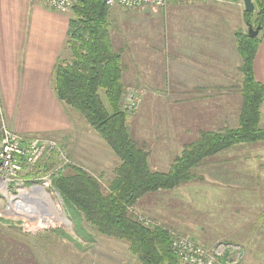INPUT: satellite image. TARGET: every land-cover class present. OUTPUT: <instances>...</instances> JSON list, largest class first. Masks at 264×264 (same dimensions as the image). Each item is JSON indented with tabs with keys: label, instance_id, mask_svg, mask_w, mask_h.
Returning <instances> with one entry per match:
<instances>
[{
	"label": "trees",
	"instance_id": "trees-1",
	"mask_svg": "<svg viewBox=\"0 0 264 264\" xmlns=\"http://www.w3.org/2000/svg\"><path fill=\"white\" fill-rule=\"evenodd\" d=\"M228 1L235 3L238 0ZM252 2L254 10L246 12L243 9L242 16L244 22L260 28V35L258 32L256 37L251 38L247 32L239 30L232 35L233 48L239 59V88L235 89L238 92L234 98L235 105H230L227 94L222 99L213 94L192 97V92L175 88L187 94L182 100L174 99L176 104L187 109L200 105L206 107L207 125L202 121L200 124L204 123V127H181L182 131L189 133L192 130L194 134L178 143L175 156L171 159L170 153L164 151L169 154L167 158L170 162L166 164L167 169L161 170L150 162L154 144L166 138L159 130L167 128V138L177 139L179 126L173 124V128L169 129L163 124L156 131L151 130L152 135L146 129L145 134L133 136L130 120L137 123L135 128L140 126V120L134 119L133 114L138 110L143 85L131 81H135L136 77L127 80L128 69L123 64L122 52L113 48L109 35L111 8L105 6L103 0H74L63 53L57 57L52 70L53 95L67 116L70 128L75 130L71 118L75 115L81 120L79 115L114 159L111 174L104 183L100 177L71 161L51 176V190L62 202L77 236L85 241L98 237L123 243L134 258L133 264H182L173 249V244L179 239L185 238L206 252L215 245H204L203 227L206 224H195L193 228L202 232L203 238L193 236L191 239L189 233L176 235L150 218L143 222L145 216H139L133 210L138 208L139 201L143 200L144 205L148 197L156 194L176 196L179 191L188 190V194L184 195L191 197L194 194L190 190L210 184L214 190L219 188L218 194L214 195L217 199L200 205L204 211L200 210L212 225H217L218 219H226L223 225L227 229L226 234L235 235V238L225 241L238 245L240 257L237 264H242L245 257V260L251 258L253 264L258 260L264 264V224L258 226L257 223L247 222L243 226L239 218L246 215L243 212L249 211L251 205L239 196L240 190H225L230 183H240L238 172L243 167L240 157L230 156L229 151L235 154L239 146L253 147L264 141V127L260 120L264 85L253 75V60L262 40L260 36L264 33V0ZM157 90L158 94H166L169 89ZM131 103H134L135 109L129 110ZM162 146L168 147L166 143ZM55 161L52 154L43 156L41 163L37 164L36 173L55 170ZM192 199L186 211L189 212L187 217L193 216L191 222L197 217L198 212L193 205L199 203L200 196L197 200ZM216 208L225 215L217 213ZM252 216H255V211Z\"/></svg>",
	"mask_w": 264,
	"mask_h": 264
},
{
	"label": "rangeland",
	"instance_id": "rangeland-1",
	"mask_svg": "<svg viewBox=\"0 0 264 264\" xmlns=\"http://www.w3.org/2000/svg\"><path fill=\"white\" fill-rule=\"evenodd\" d=\"M237 3H239V8L244 9L242 0H238ZM234 10L235 8L228 10L227 14L229 18L231 15L236 23L233 25V30H224L222 29L224 25L220 28L215 22L211 28L214 31L213 34L208 37L206 34L201 37L196 36L194 43L190 41L186 45V50L179 52V58L166 59V54L156 53L154 55L145 52L144 66L140 70L143 91H141L142 96L139 95L138 110L133 114L134 119L140 120V126L135 128L137 123L135 120H130L133 136H138L137 133L145 134L146 129L151 134V130L156 131L163 124H166L169 129L173 128V124L179 126L177 139L167 138V128L159 130L160 134H164L167 139L165 138L153 146L154 152L150 162L157 169H167L166 164L175 156L178 143L191 138L194 134L192 130L187 133L182 131V128L207 125L206 107L200 105L195 106V109H187L184 105L176 104L173 102L174 99L182 100L187 95L176 89L188 90V92H192V97L200 96V94H213L222 99L223 95L227 94L230 105L236 103L234 98L238 96L235 89L239 88L237 83L239 81L237 71L239 59L233 48L234 37L230 35H233L237 30L242 33L248 32L250 25L248 22H244V16H240ZM63 15L71 17L72 13L68 11ZM143 20L146 24L159 25V19H156L155 16ZM251 27L253 30L256 28L254 25ZM223 30L225 32L222 34ZM63 56L66 57V54L64 53ZM135 61V58H127L123 62L128 64L130 70L135 69L132 67L135 65ZM133 77L137 76L128 75L127 80H131ZM127 83L132 82L127 81ZM163 87L170 91L167 90L166 94H158L157 89L161 91L164 89ZM208 87L210 89H206ZM170 92L175 93L170 94ZM235 93L236 96H234ZM0 103L2 104L1 117L3 116V119L12 123L17 118V113L12 115L7 111V108L12 105L6 106V100H1ZM52 115L53 111L50 107L49 119ZM77 116L85 122L79 115ZM61 117L59 109V118ZM73 117L71 121L75 130H72L68 137L64 133L55 137L53 132L49 134H38L40 132L31 135L20 134L9 129L4 120L0 123V135L3 126L13 136L22 138L38 136L55 140L65 147L64 150L71 163L82 167L97 178L100 177L104 183L111 174L114 159L104 148L98 136L87 127L88 125L86 126L75 115ZM47 120L43 114L35 113L33 116L20 115L18 123L26 124L27 127H40L44 126ZM202 121L205 124H200ZM59 137L65 138L66 143L60 141ZM164 143L167 144V148L162 146ZM170 145L171 148H169ZM165 150L171 155L169 160L167 158L169 154L164 152ZM245 150L249 149L245 148ZM36 172L35 170L30 172L23 170L13 181L0 176V264H133L134 258L129 255L126 245L123 243L98 237L92 241H85L77 236L62 202L51 189L47 188L49 182L41 179L42 183H32L30 186L26 183L28 177L42 175L34 178L39 179L44 176L42 173ZM218 189L214 190L213 185L211 187L210 184H204L199 189L190 190V193L194 194L191 197L184 195L188 194V190L179 191V195L176 196L159 193L148 197V201L144 205L143 200L139 201L138 208L133 211L139 216H145L143 221H148L150 218L176 235L189 233L192 235V237L189 235L191 239L193 236L203 238L202 232L195 230L193 226L199 225V223L206 224L203 227L205 233L203 239L206 242H203L207 247L214 244L221 245L223 242L230 243L235 237L226 234L227 229L223 226L226 219H218L217 225H212L209 218L202 212V210L204 211L203 207L200 206L217 199L214 195L218 194ZM198 196H200L199 203L194 202L195 205H193L196 208L195 211L198 212L197 217L191 222L190 218L193 216L187 217L189 212L186 211L193 200L192 198L197 200ZM258 197L263 198V195H258ZM177 203L179 205L175 206ZM215 210L217 213L225 215L221 212L222 210L218 208ZM208 222L211 226L207 224ZM219 248L222 249V247ZM245 259L242 264H253L251 258ZM256 262V264H262L259 263L261 260Z\"/></svg>",
	"mask_w": 264,
	"mask_h": 264
},
{
	"label": "crops",
	"instance_id": "crops-1",
	"mask_svg": "<svg viewBox=\"0 0 264 264\" xmlns=\"http://www.w3.org/2000/svg\"><path fill=\"white\" fill-rule=\"evenodd\" d=\"M232 8L242 15L239 3L228 0H167L161 8L112 7L109 10L110 40L114 50L122 52L123 61L136 59L132 66L135 69L129 70L128 64H123L128 69L127 76H137L135 81H131L143 85L140 70L144 66L145 52L166 54V59L179 58V52L185 51L190 41L194 43L196 36L213 34L211 28L215 22L220 28L224 25V30H233L235 21L231 15L230 18L227 16ZM152 16L159 19V25L144 22V18ZM68 19V16L46 8L37 0H0V102L6 100V106L12 105L7 111L12 115L17 113V118L11 123L3 119L0 112V123L6 121L7 127L17 133L53 132L55 137L60 133L68 137L72 132L51 87L52 70L57 57L63 52ZM260 37L262 40L253 60V75L264 85V33ZM50 107L53 111L51 119ZM1 108L0 103V111ZM35 113H41L48 119L44 126L27 127L18 123L20 115L33 116ZM260 113L264 127V102ZM59 140L66 143L65 138L59 137ZM229 155L240 157L243 167L238 172L240 183H230L225 190H240L239 196L251 205L249 211L243 212L246 215L239 218L240 223L244 226V223L252 222L261 226L264 224V141L253 147L239 146L235 154L229 151ZM221 189L224 192V188ZM258 195H263V198ZM254 211L255 216H252ZM233 232L236 234L237 231Z\"/></svg>",
	"mask_w": 264,
	"mask_h": 264
},
{
	"label": "built area",
	"instance_id": "built-area-1",
	"mask_svg": "<svg viewBox=\"0 0 264 264\" xmlns=\"http://www.w3.org/2000/svg\"><path fill=\"white\" fill-rule=\"evenodd\" d=\"M48 9L55 10L59 13H66L71 10L74 0H37ZM108 8L121 7L125 9H141L145 7L161 8L166 5L167 0H103ZM135 109L134 103L129 105V110ZM20 137V136H19ZM13 136L8 130L1 127L0 135V176L15 180L19 174L25 170L30 172L37 170V164L41 163L43 156H54L55 170L42 173V175L31 176L26 180L30 186L32 183H42L41 179L49 182L48 189H51V176L54 172L61 170L70 163L66 152L55 140L32 136L19 138ZM53 191V190H52ZM47 192V191H46ZM54 192V191H53ZM49 194V193H47ZM145 222V221H143ZM146 224V223H145ZM221 244V243H220ZM219 247H222L220 249ZM174 254L179 257L182 264H237L239 249L237 244L223 242L221 245H215L210 251L200 248L196 244L186 240L179 239L173 244ZM217 250V251H216Z\"/></svg>",
	"mask_w": 264,
	"mask_h": 264
},
{
	"label": "water",
	"instance_id": "water-1",
	"mask_svg": "<svg viewBox=\"0 0 264 264\" xmlns=\"http://www.w3.org/2000/svg\"><path fill=\"white\" fill-rule=\"evenodd\" d=\"M242 3H243V7H244V10L246 12H252L254 10V4L252 2V0H242ZM260 28L259 27H256L254 30L252 29L251 26H249V29H248V36L253 38V37H256L258 32H259Z\"/></svg>",
	"mask_w": 264,
	"mask_h": 264
},
{
	"label": "bare ground",
	"instance_id": "bare-ground-1",
	"mask_svg": "<svg viewBox=\"0 0 264 264\" xmlns=\"http://www.w3.org/2000/svg\"><path fill=\"white\" fill-rule=\"evenodd\" d=\"M51 219V218H50ZM62 222V221H61Z\"/></svg>",
	"mask_w": 264,
	"mask_h": 264
}]
</instances>
